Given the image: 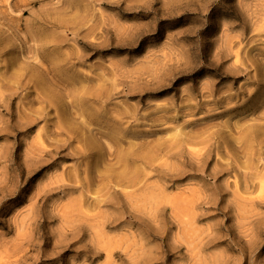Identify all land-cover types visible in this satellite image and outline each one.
Masks as SVG:
<instances>
[{"label":"rangeland","instance_id":"obj_1","mask_svg":"<svg viewBox=\"0 0 264 264\" xmlns=\"http://www.w3.org/2000/svg\"><path fill=\"white\" fill-rule=\"evenodd\" d=\"M0 264H264V0H0Z\"/></svg>","mask_w":264,"mask_h":264}]
</instances>
